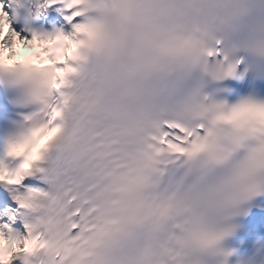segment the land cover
I'll use <instances>...</instances> for the list:
<instances>
[{"label": "snow or ice", "instance_id": "6c2138e0", "mask_svg": "<svg viewBox=\"0 0 264 264\" xmlns=\"http://www.w3.org/2000/svg\"><path fill=\"white\" fill-rule=\"evenodd\" d=\"M49 9L61 23L17 30ZM250 14V0H0V79L34 106L0 151L15 205L0 264H264V241L234 261L221 244L264 193V98L220 95L264 78V26L238 34Z\"/></svg>", "mask_w": 264, "mask_h": 264}]
</instances>
